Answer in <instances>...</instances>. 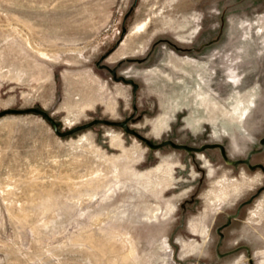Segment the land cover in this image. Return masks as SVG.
<instances>
[{
  "label": "rangeland",
  "instance_id": "374dc122",
  "mask_svg": "<svg viewBox=\"0 0 264 264\" xmlns=\"http://www.w3.org/2000/svg\"><path fill=\"white\" fill-rule=\"evenodd\" d=\"M0 264H264V0H0Z\"/></svg>",
  "mask_w": 264,
  "mask_h": 264
},
{
  "label": "bare ground",
  "instance_id": "6f19581e",
  "mask_svg": "<svg viewBox=\"0 0 264 264\" xmlns=\"http://www.w3.org/2000/svg\"><path fill=\"white\" fill-rule=\"evenodd\" d=\"M203 90H205V89H203ZM203 90H202V91H203ZM202 91L200 92V94H201V96H202L201 101L205 98V92H204V91L202 92ZM198 92H199V91H198ZM194 100H195V99H194ZM191 101H192V100H191ZM191 101H190V102H191ZM201 101H200V102H201ZM192 102L194 103V101H192ZM197 104H198V103H197ZM197 107H198V106H197ZM192 109H193V108H192ZM196 110H197V109H196ZM193 113H194V112H193ZM200 114H201V112H200ZM196 115H199V114H196ZM160 126H161V125H160Z\"/></svg>",
  "mask_w": 264,
  "mask_h": 264
}]
</instances>
